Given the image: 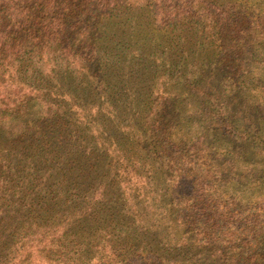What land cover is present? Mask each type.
<instances>
[{
    "label": "trees",
    "instance_id": "trees-1",
    "mask_svg": "<svg viewBox=\"0 0 264 264\" xmlns=\"http://www.w3.org/2000/svg\"><path fill=\"white\" fill-rule=\"evenodd\" d=\"M0 264H264V0H0Z\"/></svg>",
    "mask_w": 264,
    "mask_h": 264
}]
</instances>
